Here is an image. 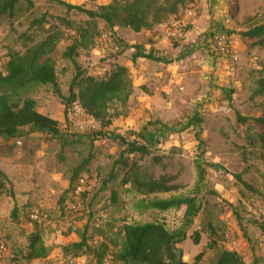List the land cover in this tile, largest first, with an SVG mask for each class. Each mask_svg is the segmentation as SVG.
<instances>
[{"label": "rangeland", "instance_id": "1", "mask_svg": "<svg viewBox=\"0 0 264 264\" xmlns=\"http://www.w3.org/2000/svg\"><path fill=\"white\" fill-rule=\"evenodd\" d=\"M30 1L32 8L22 2L13 20H0V72H5L11 54L23 53L49 32L58 29L63 33L55 63L61 97L51 86L39 87L30 95L37 111L58 122L59 132L52 135L24 128L14 138H0V171L9 183L0 200V241L8 248L2 264H52L83 234L92 249L104 238H117L127 213L125 191L130 186L123 181L130 169L142 177H166L171 185L189 192L197 166L203 170V180L199 192L190 197H197L198 211L185 229L186 239L176 246L183 261L192 262L204 252L201 264H217L222 251L237 249L244 264H264V148L257 141L264 133V124L238 122L239 116L264 118V99L254 95L257 82L264 79V49L242 36L264 24V0H189L177 16L163 24L170 52H156V58L166 65L163 70H154L160 77L140 82L129 70L136 86L128 103L111 104V125L102 128L97 121L98 127L85 134L75 133L66 118L64 99L69 96L76 68L83 76H94L96 68L106 69L107 75L118 65L117 58L97 51L95 39L113 33L122 43L121 37L133 32L119 27L110 30L96 21L100 35L92 45L79 49L74 62L62 60L61 53L76 37L60 19L79 25L86 17L74 10L67 12L57 1L97 11L112 0ZM188 12H194L195 19L205 12L209 24L217 23L216 27L229 36L228 55L213 57L209 45L200 40L206 32L188 36L195 26V19L185 20ZM40 19L44 22L38 26L35 22ZM174 23L182 33L179 39L165 33L164 27ZM194 117L200 122L189 124ZM128 143L146 145L150 154L128 155ZM235 175L252 189L244 188ZM80 177L95 182L74 213L69 189ZM113 193L117 194V204ZM32 210L39 211L40 223L30 220ZM184 213L182 207L160 218L177 228ZM194 232L200 235L198 245L192 243ZM35 235L42 240L47 255L27 261ZM76 264L95 261L86 253L76 258Z\"/></svg>", "mask_w": 264, "mask_h": 264}, {"label": "trees", "instance_id": "2", "mask_svg": "<svg viewBox=\"0 0 264 264\" xmlns=\"http://www.w3.org/2000/svg\"><path fill=\"white\" fill-rule=\"evenodd\" d=\"M189 0H132L120 2L112 0L97 11L85 10L82 7L72 6L57 1L64 6L67 12L72 10L86 17L83 24H74L66 19H60L65 29H72L75 39L61 53V59L74 62V57L79 49H87L94 39L100 35L96 21H102L108 29L115 27L126 28L133 33L150 31L154 27L163 25L169 18L177 16L185 8ZM25 2L28 8L33 7L30 0H0V20H13L20 3ZM44 20L35 22L41 26ZM246 39L255 40L256 46L264 49V24L248 30L242 35ZM63 38L60 30L49 32L38 43L33 44L23 53L17 52L10 55L5 67V72H0V138L11 139L18 135L24 128L32 131L48 132L57 135L58 122L48 116L37 112L35 101L31 93L39 88L51 86L54 92L61 97L56 77L55 63L57 61V46ZM118 41V39H117ZM120 43V41H118ZM121 52L112 57L116 59L125 50L134 49L132 56L153 61H160L152 54H143L139 47H127L120 43ZM133 87L127 68L115 65L103 78L83 76L80 69L69 87V96L64 99L66 109L73 104H79L82 109L98 122L102 128L111 125L109 118L110 105L113 103L125 106L132 94ZM255 96L264 99V79L257 82ZM253 121L264 124V118L248 119L238 117L240 124ZM199 119L194 117L189 124H198ZM102 134V133H100ZM103 136H108L104 133ZM257 141L264 148V133L257 136ZM126 154L148 156L150 151L146 145L127 144ZM78 171L75 172L76 178ZM203 170L196 167V178L192 190L183 192V187L171 185L166 177L152 179L142 177L138 172L129 170L123 184L129 185L125 191L127 213L121 220L117 238H104L96 247L90 248L86 236L83 234L80 241L66 246L64 256L79 258L82 254L92 255L95 264H201L204 252L199 253L192 262L183 261L177 245L186 239V227L198 211L197 197L190 195L199 192V185L203 180ZM246 189H252L243 182L239 175L234 176ZM9 185L6 177L0 171V200L6 193ZM75 185V184H74ZM74 185L70 184L69 193ZM83 194V198L86 197ZM114 202L118 203L117 194L113 193ZM85 199V198H84ZM185 207L183 223L177 228H171L160 218L168 212H177ZM155 214L156 216L151 218ZM192 243L199 244L200 235L194 232L191 235ZM47 250L38 235L32 237L27 261L46 258ZM217 264H244L241 257L233 251H222Z\"/></svg>", "mask_w": 264, "mask_h": 264}, {"label": "built area", "instance_id": "3", "mask_svg": "<svg viewBox=\"0 0 264 264\" xmlns=\"http://www.w3.org/2000/svg\"><path fill=\"white\" fill-rule=\"evenodd\" d=\"M196 14L194 12H188L186 21L190 18L195 19ZM184 24V23H183ZM165 28V33L168 37L179 39L182 37L181 31L177 23L172 24L170 28ZM204 42L209 45V49L213 57H222L229 54L230 44L229 36L222 31L210 30L204 34ZM207 44L203 43L204 46ZM94 46L97 51L110 52L113 55H117L121 52L122 48L118 43L113 33H105L100 35L94 41ZM235 60V58H234ZM106 69L96 68L93 71L94 76L103 78L106 74ZM67 122L71 129L78 134H85L87 131L95 130L98 127L97 120L91 115L87 114L82 107L77 104H71L66 111ZM94 180H90L86 177H80L75 183L73 190L70 194L72 204L70 205L71 210L76 213L81 206V198L83 194L91 192L94 187ZM29 218L34 223H40V213L38 210H32ZM8 252L7 245L0 241V264H2L4 257ZM52 264H76V259L71 256H62Z\"/></svg>", "mask_w": 264, "mask_h": 264}, {"label": "crops", "instance_id": "4", "mask_svg": "<svg viewBox=\"0 0 264 264\" xmlns=\"http://www.w3.org/2000/svg\"><path fill=\"white\" fill-rule=\"evenodd\" d=\"M199 14V12H198ZM193 24L194 30L188 32V36L194 38V36H199L200 34L207 33L210 29L222 31L221 29L217 28V23H210L208 21L207 14L204 12L199 18L195 19ZM161 32L157 35L156 32ZM161 36V40L159 39ZM122 44L127 45V47H139L141 49V53L143 54H152L156 58V52H165L169 53L170 49L167 44L165 43V36L163 33V25H159L154 27L150 31H142L141 33H133V35L124 34L121 37ZM202 42L204 43V37H201ZM127 51V52H125ZM120 56L117 57L115 61L119 66L125 67L129 70H132L136 73L137 78L140 82L146 81L147 79H157L160 75H156L154 70H163L166 67L165 62L162 60L160 61H153L144 58H136L134 61L132 60V56L136 52L134 49L125 50ZM96 52V51H95ZM97 53V52H96ZM135 70V71H134ZM131 71V72H132ZM154 71V72H153ZM156 77H153V76ZM136 86V84H132V87ZM38 113L44 115L41 110L37 111ZM6 139V138H4ZM5 176V175H4ZM234 248V247H233ZM225 251H233L239 255V251L237 249H230ZM185 258V257H184ZM35 261V260H34ZM38 261V260H36Z\"/></svg>", "mask_w": 264, "mask_h": 264}]
</instances>
